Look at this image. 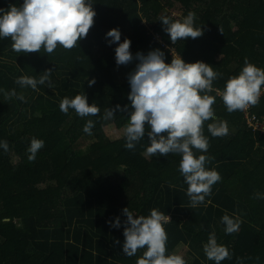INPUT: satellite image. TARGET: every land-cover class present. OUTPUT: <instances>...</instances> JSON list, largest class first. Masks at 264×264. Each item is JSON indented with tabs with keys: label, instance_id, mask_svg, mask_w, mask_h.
Listing matches in <instances>:
<instances>
[{
	"label": "trees",
	"instance_id": "16d2710c",
	"mask_svg": "<svg viewBox=\"0 0 264 264\" xmlns=\"http://www.w3.org/2000/svg\"><path fill=\"white\" fill-rule=\"evenodd\" d=\"M13 3L20 6L23 0H0V8ZM175 6L179 17L169 12ZM92 7L94 25L71 50L58 45L52 54L43 48L18 54L10 37L0 38V89H15L27 100H5L0 91V140L9 145L7 152L0 148V264H136L146 249L133 257L123 254L125 207L134 216H148L153 208L169 216L166 255L182 248L187 264H215L203 251L213 231L232 253L221 264H264V199L255 197L264 194V136L246 124V115L264 120V94L257 106L228 113L220 96L209 93L216 96V119L227 121L229 135L212 137L207 131L212 121H206L208 152L193 151L214 157L205 167L215 169L222 180L212 186L205 204L189 208L179 154L149 158L147 134L134 150L124 147V136L111 141L106 134L109 127L123 131L132 109L128 81L118 82L113 73L123 66L115 62L117 44L109 46L105 39L110 29L118 28L120 42L131 41L133 57L159 49L170 63L172 57L154 38L171 42L160 17L182 20L194 12L203 35L178 41L177 54L186 63L202 61L222 73L213 87L223 91L228 78L239 75L245 58L264 69V0H93ZM137 63L134 58L128 65L135 70ZM45 70H52V88L38 85L39 91H33L15 83L23 75L38 79ZM83 93L100 108L98 116L60 111L64 97ZM116 105L128 109L104 120V110ZM88 119L96 121L90 136L83 132ZM33 137L45 145L29 162ZM82 138L96 140L82 148ZM225 214L240 217L238 233L225 234ZM117 217L121 227L106 223Z\"/></svg>",
	"mask_w": 264,
	"mask_h": 264
},
{
	"label": "clouds",
	"instance_id": "9594fccd",
	"mask_svg": "<svg viewBox=\"0 0 264 264\" xmlns=\"http://www.w3.org/2000/svg\"><path fill=\"white\" fill-rule=\"evenodd\" d=\"M92 5L93 0H23L20 6L9 4L6 9L0 8V38L10 37L13 42L12 50L18 54L38 53L42 48L45 53L52 54L58 45L65 50H71L78 47V41L86 38L94 25L96 12ZM196 19V14L190 11L182 20L173 21L168 16H161L160 22L171 43L175 45L185 38L196 39L203 35L202 28L195 26ZM105 39L109 46L117 44L114 50L117 66H126L134 58L138 61L135 70L127 75L130 86L127 98L132 111L128 114V123L123 130L124 147L134 150L147 134V157L179 154V172L187 185L189 208L205 204L206 197L212 194V186L220 182L222 177L215 169L209 170L205 167L214 157L205 154L197 156L193 149L201 153L208 152L209 138L204 135L206 121H212L207 124V131L212 137L229 135L227 121L216 119L213 109L216 96L209 93L215 92L220 96L228 113L257 106L264 94V69L245 58L239 75L229 77L221 91L213 87V82L223 74L214 71L209 64L202 61L186 63L179 55L172 56L171 62L165 63L164 52L159 49L149 51L147 55L137 52L133 57L130 51L131 41L125 38L120 42L121 32L118 28L110 29L105 34ZM51 72L52 70H45L38 79L23 75L17 77L15 83L21 88H31L33 91H39L38 85L52 88ZM94 83L95 79L88 81L90 87ZM13 97L27 103L25 96L17 93L15 89L4 91L5 100ZM59 109L64 114L72 109L80 118L98 116L101 111L97 104L90 105L87 102L84 93L71 99L64 97L60 101ZM127 109V105L123 109L120 105H116L115 109L107 108L102 118L111 120L115 117L116 110ZM95 123L96 121L88 119L83 126V132L92 135ZM146 124L150 130L146 131ZM44 145L42 139H31L27 149L29 162L35 161ZM0 148L7 152L8 142L0 140ZM255 197L264 199V194L256 193ZM122 213L126 217L123 221L122 245L125 256L133 257L143 248L146 250L136 264H187L181 255H166L168 236L164 225L171 220L163 211L153 208L148 216H134L125 207ZM106 223L113 228L121 227L119 217ZM221 223L224 225L225 234L230 235L238 233L242 220L239 216L225 214L221 217ZM203 251L206 258L215 264L232 258L230 250L217 242L214 231L209 233Z\"/></svg>",
	"mask_w": 264,
	"mask_h": 264
},
{
	"label": "rangeland",
	"instance_id": "374dc122",
	"mask_svg": "<svg viewBox=\"0 0 264 264\" xmlns=\"http://www.w3.org/2000/svg\"><path fill=\"white\" fill-rule=\"evenodd\" d=\"M179 7L178 6H175L174 8L170 9V13L175 16V17H179ZM134 71L133 70V67L132 66H129V65H123V66H120V67H117L115 70H114V76H115V79L118 81V82H121V83H124L125 81H127V75ZM106 134L107 136L110 138L111 141H118L120 140L122 137H123V131H118L117 129H115L114 127H109L106 129ZM94 140L96 139H92V138H82L80 140V146L82 148H86L87 146H89L91 143L94 142ZM54 224H56V222H54ZM176 253L178 255H184L183 254V250L182 248H179L177 247L176 248Z\"/></svg>",
	"mask_w": 264,
	"mask_h": 264
},
{
	"label": "built area",
	"instance_id": "2783aa9c",
	"mask_svg": "<svg viewBox=\"0 0 264 264\" xmlns=\"http://www.w3.org/2000/svg\"><path fill=\"white\" fill-rule=\"evenodd\" d=\"M155 40L163 47L165 51L172 57L178 56L176 44L173 45L171 42L167 43L164 40H161L159 35H155ZM248 110V109H247ZM245 110V111H247ZM246 124L249 128H251L254 132L259 133L264 136V120L258 121L254 117L248 118L246 115Z\"/></svg>",
	"mask_w": 264,
	"mask_h": 264
}]
</instances>
